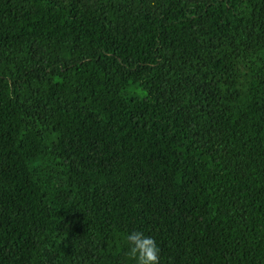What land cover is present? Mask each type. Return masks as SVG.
I'll return each mask as SVG.
<instances>
[{
  "label": "trees",
  "instance_id": "1",
  "mask_svg": "<svg viewBox=\"0 0 264 264\" xmlns=\"http://www.w3.org/2000/svg\"><path fill=\"white\" fill-rule=\"evenodd\" d=\"M153 252L264 264V0H0V264Z\"/></svg>",
  "mask_w": 264,
  "mask_h": 264
},
{
  "label": "clouds",
  "instance_id": "2",
  "mask_svg": "<svg viewBox=\"0 0 264 264\" xmlns=\"http://www.w3.org/2000/svg\"><path fill=\"white\" fill-rule=\"evenodd\" d=\"M139 235H140V234H135V235H133V236H130L129 239H130V240H133V241H137L138 246L142 247L143 245L139 244ZM155 260H156V256H155V254H154V252H153V253L151 254V256L148 255L146 259H142V260H141V264H148L149 261H151L152 264H155Z\"/></svg>",
  "mask_w": 264,
  "mask_h": 264
},
{
  "label": "rangeland",
  "instance_id": "3",
  "mask_svg": "<svg viewBox=\"0 0 264 264\" xmlns=\"http://www.w3.org/2000/svg\"><path fill=\"white\" fill-rule=\"evenodd\" d=\"M127 94H131V95H135V96L141 97V96L144 95V91L139 89L136 86H129Z\"/></svg>",
  "mask_w": 264,
  "mask_h": 264
}]
</instances>
